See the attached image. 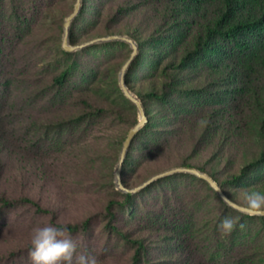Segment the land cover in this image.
<instances>
[{"label": "rangeland", "instance_id": "obj_1", "mask_svg": "<svg viewBox=\"0 0 264 264\" xmlns=\"http://www.w3.org/2000/svg\"><path fill=\"white\" fill-rule=\"evenodd\" d=\"M15 1L19 14L26 10L30 28L6 31L3 53L12 78L10 89L0 92V100L8 105L18 140L27 142L20 147L28 152L14 149L10 166L0 179V197L28 198L50 214L40 215L26 204L0 207V264H31L32 231L52 222L63 227L89 223V232L66 234L75 239L78 251H91L103 264H134L136 247L132 242L151 236L152 254L150 258L142 255L143 264H149L148 259L151 264H212L214 226L204 236L206 247H193L186 255L178 249L179 235H157V218L151 219L160 212L159 204L164 203L166 194L172 203L189 200L190 193L198 195L197 201L203 198L202 190H188L195 185L185 179L164 184L140 198L136 212L114 206L112 216L107 214L111 203L124 202L115 185V171L123 143L139 121L136 105L121 96L120 75L132 47L125 42L121 46L105 42L89 46L86 53L82 50L68 55L62 46V30L75 0ZM119 1L92 0L94 11L76 28L79 41L75 44L111 34L128 35L138 43V55L128 71L136 65L138 68L131 72L129 88L144 104L148 119L153 118V132L143 135L133 152L129 190L156 174L187 164L204 169L219 185L229 177L244 175L240 182L225 186L241 206L246 191L264 194V165L250 168L264 153V134L258 117L251 116V106L226 98L228 81L215 63L203 62L176 73L181 50L176 48L177 59H171L167 58L171 48L163 55L150 48L146 39L149 25L134 10L111 19ZM5 7L13 14L12 0H6ZM166 65L176 80L181 76L175 89L180 100L170 106L150 95L163 90ZM65 69L68 76L59 86L52 78ZM79 96L104 106L106 112L93 115L78 103ZM174 190L178 191L172 197ZM200 209H195V221L197 231L205 234L210 223ZM255 224L245 229L249 247L260 242L254 239ZM178 231L184 234L186 228Z\"/></svg>", "mask_w": 264, "mask_h": 264}, {"label": "trees", "instance_id": "obj_2", "mask_svg": "<svg viewBox=\"0 0 264 264\" xmlns=\"http://www.w3.org/2000/svg\"><path fill=\"white\" fill-rule=\"evenodd\" d=\"M91 1L82 0L80 13L72 21L69 40L73 45L79 41L76 36V28L89 12L92 13L94 11L90 6ZM5 3L6 0H0V92L2 94H5L10 89L12 78V74L6 66V56L3 53L4 46L2 41L7 37L6 31L17 32V29L20 28H30L28 16L25 13L26 10L19 14L16 9V1L12 0L13 14H11L6 10ZM129 10L136 11L139 17L142 18L143 23H145L144 20L147 21L149 30L147 31L148 37L146 39L151 43L150 48H156L158 50L157 53L160 55H163L171 48L172 51L167 56V58L171 57V59L176 57L174 52L176 48L181 50L182 55L179 60L178 70H176L179 75L183 71L194 69L203 62L215 63L219 68H222L229 86L224 95L239 104L250 105L251 116L258 117L259 127L264 134V0H120L119 6L111 19H120ZM60 29H62L61 26ZM114 42L115 46L125 45L126 43L121 41ZM85 49H82L84 51L82 53H86ZM141 49L142 53L140 52L139 56L143 54V47ZM64 52L68 55L70 54V52L65 50ZM137 68L136 65L130 72L128 71L129 74L127 72L126 81L128 86H131V72L136 71ZM169 68L170 66L166 65L164 69L167 82H165L163 90L161 92H150L154 99L166 106H170L180 100L178 96H175V89L181 80V76L178 78L179 81L178 79L176 80V76L171 74ZM68 71V69H65L54 75L52 78L53 82L59 86L62 85L68 76ZM121 96L125 98L127 103H131V100L124 93H121ZM185 98L184 96L183 99ZM78 103L82 107L89 109L93 115L100 116L106 112L104 106L92 103L83 96H79ZM183 106L180 108L182 109ZM13 125L14 122L8 105L0 100V179L5 176V169L10 166L15 148L19 147L23 152H28V150H24L25 148L20 147L23 146L22 143L27 144V142L18 140L16 129ZM151 132H153L152 117L135 137L124 164L122 179L127 189H129L128 171L134 161L133 152L140 138ZM263 165L264 153L260 156L259 161L251 164L250 168ZM183 167L192 169V166L187 164H184ZM199 170L203 173L206 172L202 168H199ZM243 177L244 175H234L229 177L228 182L220 184L226 195L234 202L235 200L229 195L225 186L240 182ZM176 179H185L189 185L190 183L195 185V188H188V190H197L196 192L202 190L203 198L197 201L198 195L190 193L191 200L185 199L172 203L173 200L170 195L166 194L164 203L159 204V206L161 205V210L160 212L157 211L158 215H154L153 218H151V213L148 215V218L152 220L157 218V235L162 236L164 235L162 233L170 234L171 232H176L179 235L177 238L179 251L181 250L188 255L190 250L193 252V247L202 249L208 243L204 236H206V233H210L212 226H214L216 233L213 241V252L215 254L210 257L212 264H264V237L263 240L260 239L261 235L264 234V217L249 216L231 208L206 181L189 174H178L162 179L135 196L124 195V202L111 203L107 208V214L112 216L114 206H119L120 208L130 207L132 210L135 209L133 212H136V202L140 198L146 197L151 191L164 184H170ZM176 191L178 190H174L172 197L176 194ZM20 204L35 207L37 209L36 212L40 215L50 214L48 211L42 210L38 206L36 207L28 198L6 199L5 197H0L1 209H12ZM197 207L201 208L200 210L205 214L203 216L210 223L205 234L197 231L198 223L195 221V209ZM226 216L236 219V227L229 234H223L218 228L220 221ZM252 222H255L257 226V234L253 237L256 241L257 239L260 240L256 247H249L246 241L249 235L245 232V229ZM52 224L58 228L66 229V232L71 235L90 231L89 223L84 224L83 227L57 226L54 222ZM240 225H243V227L241 228ZM182 228H186L184 234L177 232V230ZM152 238L153 236L132 242V245L136 247L134 264H143L141 259L143 254L150 258L152 254V247L150 246ZM209 255L207 253V257ZM148 261L151 264L150 259Z\"/></svg>", "mask_w": 264, "mask_h": 264}, {"label": "water", "instance_id": "obj_3", "mask_svg": "<svg viewBox=\"0 0 264 264\" xmlns=\"http://www.w3.org/2000/svg\"><path fill=\"white\" fill-rule=\"evenodd\" d=\"M81 5H82V0H75L74 8H73L72 12L66 16L64 23H63L62 46L66 52H75V51L85 49V48L92 46L94 44H97V43L114 42V41L126 42L133 49L130 58L127 60V62L125 63V65L121 71L120 83H121L123 93L126 95V97L129 100H131L136 105V107L138 109V113H139V121H138L137 125L131 130L128 137L126 138V140L123 143V147H122L121 154L119 157V161L117 164V168L115 171V185H116L117 190L123 195L135 196L139 193H142V191H144L145 189H147L148 187H150L151 185H153L154 183H156L162 179H166L168 177L178 175V174H189V175L195 176L199 179L206 181L210 185V187L217 193V195L228 206L237 210L238 212L246 214L243 206L237 204L232 199H230L226 195V193L223 191V189L220 187V185L212 177H210L209 175H207V174H205V173H203L197 169H190V168H186V167L174 168V169L162 172L160 174H157V175L151 177L150 179L145 181L143 184L136 187V189L129 190L124 186L123 179H122V172H123L124 164L128 158L129 150L131 148V145H132L135 137L149 122L148 115H147L144 104L130 90V88L127 84V81H126L127 72L129 70L130 66L132 65V63L134 62V60L136 59L137 55H138L139 46H138L137 41L133 37L128 36V35H124V34H111V35L97 37V38L85 41L83 43H80V44H75V45L71 44L70 40H69L70 27H71L72 21L79 15L80 10H81ZM260 217H264V216H260Z\"/></svg>", "mask_w": 264, "mask_h": 264}, {"label": "clouds", "instance_id": "obj_4", "mask_svg": "<svg viewBox=\"0 0 264 264\" xmlns=\"http://www.w3.org/2000/svg\"><path fill=\"white\" fill-rule=\"evenodd\" d=\"M243 208L249 216H264V194L246 191ZM235 227L236 219L227 216L218 225L223 234L231 233ZM29 257L31 264H103L91 251H78L75 239L66 234V229L52 224L33 229Z\"/></svg>", "mask_w": 264, "mask_h": 264}]
</instances>
